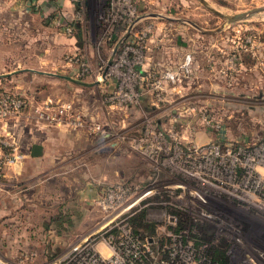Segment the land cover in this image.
<instances>
[{"label":"rangeland","instance_id":"obj_1","mask_svg":"<svg viewBox=\"0 0 264 264\" xmlns=\"http://www.w3.org/2000/svg\"><path fill=\"white\" fill-rule=\"evenodd\" d=\"M205 1L222 14L264 5V0ZM110 7V0H82L79 15L81 21L85 23V29L90 33L93 44V55L87 57L88 74H92L94 70L98 76L96 78L101 81V72L105 67L104 77L114 81V90L122 76L120 73L125 74L126 77V66L117 65L115 72L112 69L110 71L109 64L106 63L107 59L115 42L139 16L146 12L171 16L170 22L165 21L169 25L165 30L164 44L166 46L175 44L178 36L180 43L184 41L186 45L185 53L189 52L193 60L194 56L196 57L195 49H198L196 41L199 31L214 29L224 21L221 15L205 7L199 0H134L131 17L124 15V19L111 21L109 24L107 20H110L108 17ZM78 16L74 18L77 19ZM151 17L149 19H156ZM147 24L150 27L146 33H150L154 24L145 21L133 25L132 31L145 29ZM219 31L224 32L219 38L205 34L200 36L199 43L205 47L202 49L203 52L198 51L202 60L209 62V55L213 52L209 47L211 42L229 45V51L225 48L216 53L218 57L221 56V61L216 68L219 77L215 78V82L222 80L224 83L219 91L216 92L209 86L211 72L214 73V70L210 71L208 65L203 67V64L202 74L199 75L193 64L186 76L164 82L160 90L144 84L139 86L135 80L126 79L132 87L140 91L135 101L110 103L104 96L112 91L98 90L91 93L100 96L107 106L113 105L110 106L112 110H115V107L131 105L138 110L136 111L138 115L135 113L133 120H126L127 123H114L112 120H106L104 125L97 123L105 129L102 135L92 134L82 127L79 128L96 139L98 137V141L106 143L105 164L100 166L104 178L96 184V192L99 187L115 183L127 186L126 194L133 202L127 210L128 222L131 224V216L142 213V221L150 223L149 226L153 228L151 231L147 226L143 234L151 235L154 241L157 239V242L152 243L153 247H156L158 242L164 241L165 232L168 230L175 232L174 228L164 222L165 212L171 211L177 215V224L185 226L180 230L181 234L191 240L193 247L197 243L202 245L199 246L200 255L206 250V255L210 256L208 254L210 247L211 251H224L225 258L218 259V264H264V199L230 195L219 184L186 172L177 165L176 161L173 164L162 163V154L158 153L157 157L153 158L149 154L140 153L134 147V138L142 136L144 129L160 131L166 141H177L180 145L203 141L251 143L264 135V54L259 53L257 48L258 42L264 38V10L225 23ZM146 33H143V38L141 42L139 41L142 44V63ZM245 36L249 39L245 40ZM124 40L125 38L121 42ZM105 41L109 43L106 50L101 48ZM121 42L112 58L119 52ZM240 48L242 50L238 52L230 50ZM239 61L243 65L241 69L236 68ZM197 62H200V58H197ZM161 70L153 69L150 73L157 75ZM85 78H87L84 79L85 81H89V77ZM58 81L62 83V92H71L72 86L80 87L72 82ZM21 82H24L23 79ZM37 86L30 88L36 100H41L45 98V94L50 93V86L43 84L44 91L37 94L39 90V87L35 88ZM1 88L6 87L0 86ZM225 88L234 89L232 91L237 97L219 98L220 95L230 93V90ZM6 89L12 90L11 87ZM223 91L226 94H221ZM62 97L52 99L70 100L75 109L82 114L76 108L79 105L75 98H67L64 95ZM110 109L107 108V111ZM201 112H204L206 119L217 122V126H208L202 122ZM26 114L27 111L21 116H28L25 117L27 121L32 119L31 115ZM21 116L18 120H22ZM83 117L87 119L86 116ZM196 129L211 132L213 136L208 140L195 139ZM17 149L20 150L18 147ZM24 158L25 154L21 160ZM36 168L40 173L31 174L32 181L36 182L34 190L45 194L42 200L37 199V201L46 206L57 204L58 207L62 205L64 208L52 214L14 212L13 208L17 207L18 201L21 200L16 195L8 198L7 191L17 190L21 182H18L19 169L11 166L9 176L8 173L0 176V264L50 262L56 264V260L76 245L85 234L113 215L107 208L104 210L95 202L96 193L91 201L79 198L76 193L84 188L87 178L97 174L99 169L96 163H92L88 169H84V172L81 170L83 167L74 166L72 190L69 184L72 175L66 173L65 166L49 167L44 170L39 166ZM8 206L11 210L7 208ZM35 221L37 226L33 228L31 223ZM46 249L51 252L50 256H53V259L43 256Z\"/></svg>","mask_w":264,"mask_h":264},{"label":"crops","instance_id":"obj_2","mask_svg":"<svg viewBox=\"0 0 264 264\" xmlns=\"http://www.w3.org/2000/svg\"><path fill=\"white\" fill-rule=\"evenodd\" d=\"M77 10L81 11V5L75 4L71 0H0V86L11 87L13 91L20 95L31 96L29 98L31 99L35 96L30 88L38 85L35 88L39 87L37 91V94H39L38 92L44 91L42 85L45 84L50 86L51 94H45L44 97L63 98L62 96L64 95L67 98H75L79 105L76 108L90 121H95L99 124L105 123L106 120H112L114 123H127L129 120H133L135 113L137 114L138 112L137 109L128 105L127 107L114 106L115 110H112L110 106L113 105L107 106L100 96H95L91 93V91L98 90H101L100 92L113 91L114 81L107 77H102L100 81L96 78L98 76H96L97 73L94 70L92 74L78 76L76 66L64 60V55L67 53H78L86 60L93 55L92 38H90V33L85 29V23L81 21L80 15L77 19L74 18ZM151 16L156 17V19H149L152 18ZM169 18L171 16H159L146 12L139 16L136 21H133L130 30L124 37L125 39L133 37L132 27L137 22L145 21L146 23L154 24L152 31L146 33L145 36L144 60L139 67L141 71L172 68L182 60L187 50L184 41L180 43V39H177L178 36L176 37V43L171 44V46H166L163 41L165 30L169 25L165 21L170 22ZM67 22L73 23V28L70 32L64 30V24ZM210 30L199 31L196 41L198 49H195L194 55L196 57L194 56V60L192 59L191 66L193 67L194 64L195 69L199 71V75L202 74L204 66L207 67L208 65L210 71L211 69L214 70V73L211 72L209 86L217 92L220 88H223L224 83L222 80L221 82H215V78L219 77L216 68L219 67L218 64L221 61V56L218 57L216 53L218 50L225 48L229 51V45H219L216 42H211L209 47L213 52L209 55V62H204L202 56L198 54V51L201 52L203 47H205V45L199 43L200 36L205 34L219 38L224 35L223 31L216 30L211 32ZM248 39L249 37L245 36V40ZM105 42L101 45L104 50L109 45L108 42ZM257 48L259 53L264 54V38L258 42ZM230 50L232 52L237 50L238 52L242 49ZM197 58H200V62H197ZM241 63L239 61L236 68L241 69L243 66ZM202 64L203 67L201 66ZM59 74L83 80L87 79L85 78L87 76L89 81H98L86 86L74 83ZM21 79L24 82H21ZM58 80L72 82L75 85H80V87L72 86L71 92H62V83ZM85 89L87 91H83ZM229 90L230 93L226 94L225 91L221 93L229 94L228 96L220 95L219 98L231 99L232 97H237L232 91L234 89ZM85 93L86 95L84 96ZM212 95L215 94L212 93ZM230 96L231 98H229ZM107 108H111L109 110L111 111L110 113ZM19 118L20 116L11 117L0 122V132L7 134L9 139L25 154L23 160L7 166L3 174L6 175L8 173L9 176L11 166H16L19 169L18 182L21 183L18 185L17 190L7 191L8 198L16 195L21 200L20 202L18 201L17 207L13 208L14 212L52 214L63 210L64 207L62 205L60 207L57 204L46 206L38 202L39 199L42 200L45 194H40L39 191L34 190L36 189V182L32 181L31 178L33 176L31 174L32 172L40 173L39 169L36 168L37 166L43 168L41 170L49 169V167L65 166L66 173L72 175L70 178L71 182H69L72 190L73 175L75 173L74 166L83 167L81 170L84 172V169H88L92 163H96L99 169L97 174L87 178L84 188L76 191L79 198L91 201L94 193H96V184L104 178L103 172H100V166L102 167L105 164L106 143L98 141V137L96 139V137L88 135L80 128H67L62 124H48L34 119L27 121L25 117H22V120H18ZM194 134L195 139L208 140L213 136L211 132L202 129H196ZM32 146H35V150L36 148L39 149L37 154H30ZM75 151L78 152L75 153ZM31 226L36 228V221L33 224L31 223ZM50 255L51 252H48L47 249L43 252L44 257L47 256V258L53 259V256ZM50 264H54V262H50Z\"/></svg>","mask_w":264,"mask_h":264},{"label":"built area","instance_id":"obj_3","mask_svg":"<svg viewBox=\"0 0 264 264\" xmlns=\"http://www.w3.org/2000/svg\"><path fill=\"white\" fill-rule=\"evenodd\" d=\"M71 1L79 5L82 2ZM110 6V20H107L109 24L111 21L124 19V15L131 17L134 0H110ZM79 12L77 10L74 17ZM149 27L147 24L145 29L133 32V37L122 41L119 52L109 63L110 71L112 69L114 72L117 65L126 66V77L120 73L122 76L115 90L104 96L108 102L136 100L140 91L131 86L128 82L130 79L135 80L139 86L144 84L160 90L164 82L186 76L190 71L192 57L189 52L184 54L175 67L162 69L157 75L139 69L138 65L143 58L140 42ZM72 28V22L64 24L66 32H70ZM64 60L76 66L78 76L89 73L88 61L78 53H67ZM25 111L28 112L26 115H31L32 119L40 122L64 124L73 129L82 127L92 134L102 135L105 132L99 124L85 119L70 100L57 101L50 97L41 100L34 97L29 99L13 90L0 89V122L11 117L24 116ZM204 115V112L200 113L202 122L208 126H217V122L206 119ZM134 140V147L140 153L149 154L153 158L160 153L163 155L162 163L173 164L176 161L186 172L219 184L230 195L264 199V135L251 143L203 141L180 145L177 141H166L160 131L144 129L143 135ZM23 157L24 153L17 149L9 136L0 132V176L4 174L7 166L15 164ZM127 190V186L119 183L99 187L95 202L104 210L107 208L113 215L85 234L76 245L56 260V264H218L217 260L206 255V250L202 249V255L199 254L201 244L197 243L193 247L191 240L181 234L180 230L185 226L177 227V215L171 211L165 212L164 222L174 228L175 232H165L164 241L153 247L152 243L157 242V239L154 241L146 233L140 236L128 222L127 210L133 202L129 200Z\"/></svg>","mask_w":264,"mask_h":264},{"label":"water","instance_id":"obj_4","mask_svg":"<svg viewBox=\"0 0 264 264\" xmlns=\"http://www.w3.org/2000/svg\"><path fill=\"white\" fill-rule=\"evenodd\" d=\"M205 7L211 9L212 11H214L215 13L221 15L223 18H224V21L222 23H220L217 27H215L214 29H211L210 31L213 32V31H216V30H219L221 27H223V25L225 23H229V22H232V21H235V20H238L240 18H243L245 17L246 15L250 14V13H253L255 11H259V10H264V5H261V6H257V7H253V8H250L248 10H245V11H239V12H234V13H231V14H222L220 13L217 9L209 6V4L205 1V0H199ZM130 26L131 24L127 27L126 29V32L120 36L118 38V40L115 42L114 46L112 47V51L107 59V64H109L111 62V59L114 55V53L116 52V49H117V46L118 44L121 42L122 39H124V37L126 36V34L128 33L129 29H130ZM104 73H105V67H104V70L101 72V77H104ZM60 76L74 82V83H77V84H81V85H86V86H89V85H92L93 83H96L98 80H94V81H85L83 79H79V78H75V77H72V76H69V75H63V74H59ZM32 150L30 151V154H37L39 152V149L36 148L35 150V146H32Z\"/></svg>","mask_w":264,"mask_h":264},{"label":"trees","instance_id":"obj_5","mask_svg":"<svg viewBox=\"0 0 264 264\" xmlns=\"http://www.w3.org/2000/svg\"><path fill=\"white\" fill-rule=\"evenodd\" d=\"M142 218H143L142 213L139 215H133L130 217V222H131V225L133 226V230L135 232H137L140 236H142L143 233L146 232V230L144 228H146L150 224L148 222H143ZM141 227H143V228L141 229ZM152 229L153 228L151 226L150 230L152 231ZM223 253H224V251H222V250L221 251H218V250L211 251V248L210 247L208 248V254L215 260L224 259L225 255L223 256Z\"/></svg>","mask_w":264,"mask_h":264},{"label":"flooded vegetation","instance_id":"obj_6","mask_svg":"<svg viewBox=\"0 0 264 264\" xmlns=\"http://www.w3.org/2000/svg\"><path fill=\"white\" fill-rule=\"evenodd\" d=\"M177 227H183V226H180L179 224H177Z\"/></svg>","mask_w":264,"mask_h":264}]
</instances>
